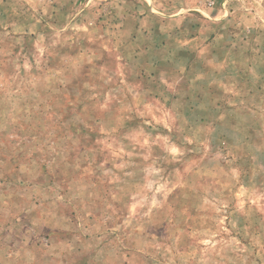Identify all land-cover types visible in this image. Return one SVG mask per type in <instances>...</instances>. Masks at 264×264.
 <instances>
[{
    "label": "rangeland",
    "instance_id": "obj_1",
    "mask_svg": "<svg viewBox=\"0 0 264 264\" xmlns=\"http://www.w3.org/2000/svg\"><path fill=\"white\" fill-rule=\"evenodd\" d=\"M0 65V264H264V0H0Z\"/></svg>",
    "mask_w": 264,
    "mask_h": 264
},
{
    "label": "crops",
    "instance_id": "obj_2",
    "mask_svg": "<svg viewBox=\"0 0 264 264\" xmlns=\"http://www.w3.org/2000/svg\"><path fill=\"white\" fill-rule=\"evenodd\" d=\"M3 68H5L4 66H2ZM0 68H1V65H0ZM7 81H9V79H7ZM10 132H14V129H12V131L11 130H9ZM8 137V136H7Z\"/></svg>",
    "mask_w": 264,
    "mask_h": 264
},
{
    "label": "trees",
    "instance_id": "obj_3",
    "mask_svg": "<svg viewBox=\"0 0 264 264\" xmlns=\"http://www.w3.org/2000/svg\"><path fill=\"white\" fill-rule=\"evenodd\" d=\"M3 70H5V68H3Z\"/></svg>",
    "mask_w": 264,
    "mask_h": 264
}]
</instances>
